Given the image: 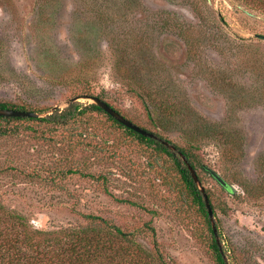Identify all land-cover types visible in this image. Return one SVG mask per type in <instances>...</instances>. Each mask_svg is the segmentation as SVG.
I'll return each mask as SVG.
<instances>
[{
    "label": "rangeland",
    "instance_id": "obj_1",
    "mask_svg": "<svg viewBox=\"0 0 264 264\" xmlns=\"http://www.w3.org/2000/svg\"><path fill=\"white\" fill-rule=\"evenodd\" d=\"M93 97L192 154L227 263L264 264V0H0V102L40 115L0 121V203L40 230L93 215L170 264H217L170 157L97 111L38 120Z\"/></svg>",
    "mask_w": 264,
    "mask_h": 264
},
{
    "label": "trees",
    "instance_id": "obj_2",
    "mask_svg": "<svg viewBox=\"0 0 264 264\" xmlns=\"http://www.w3.org/2000/svg\"><path fill=\"white\" fill-rule=\"evenodd\" d=\"M0 109L27 111L23 107L18 108L5 102H0ZM87 110L105 114L115 125L136 136L139 140L153 145L173 160L178 174L204 214L211 234L210 247L214 251L217 264H228L224 250L220 243L218 244L217 235L209 225L210 220L202 194L177 152L182 153L191 167L196 170L197 166L192 154L190 155L188 151L169 142L176 149V152H173L159 141L144 137L126 128L95 104L81 107L79 103H71L66 109L55 111L38 120L62 124ZM23 120L34 121L35 119L0 116V121ZM0 132L6 131L0 130ZM200 167L204 173H209L206 166L200 165ZM227 190L233 192L231 189ZM208 199L214 214V206L209 197ZM83 219L86 221L83 226L40 230L31 226L25 216L7 209L0 203V264H170L159 250L156 241L153 243V249L148 250L134 239L132 233L124 232L109 220L93 215H83ZM147 226L154 236L153 227L150 224Z\"/></svg>",
    "mask_w": 264,
    "mask_h": 264
},
{
    "label": "water",
    "instance_id": "obj_3",
    "mask_svg": "<svg viewBox=\"0 0 264 264\" xmlns=\"http://www.w3.org/2000/svg\"><path fill=\"white\" fill-rule=\"evenodd\" d=\"M94 102L95 105H97L98 107H100L102 110H104L108 115H110L112 118H114L117 122L121 123L123 126H125L126 128H129L133 131H135L136 133L144 136V137H148L151 139H155L157 141H159L162 145L166 146L168 149H170L171 151H175L176 149L173 145H171L170 143H168V141L158 137L157 135H155L154 133H151L137 125H135L134 123H132L131 121H129L128 119H126L125 117H123L121 114H119L115 109H113L109 104H107L106 102L102 101L101 99L97 98V97H93L91 98ZM76 100V99H75ZM0 116L3 117H27V118H39L40 115L35 113V112H30V111H21V110H14V109H0ZM177 155L184 161L188 171L190 172V175L194 181V183L196 184L198 190L200 191V193L202 194L203 197V201H204V205L205 208L207 210V214L209 217V220L212 221L213 220V210L212 207L210 205L209 199L207 194L205 193V191L203 190V188H201L200 186V181L198 179V176L195 172V170L191 167V165L189 164V162L185 159V157L182 155V153L177 152ZM206 170L210 173V175L223 187H226L227 189H231L232 191L234 190L233 187H231L229 184H227L223 178L216 173L214 170L209 169L208 167H206ZM212 229L215 235H217L216 233V228L215 225L212 224ZM219 244V242H218ZM221 249V248H220Z\"/></svg>",
    "mask_w": 264,
    "mask_h": 264
}]
</instances>
